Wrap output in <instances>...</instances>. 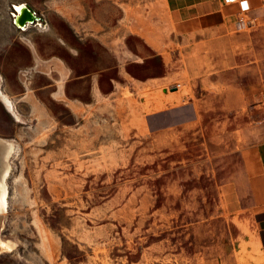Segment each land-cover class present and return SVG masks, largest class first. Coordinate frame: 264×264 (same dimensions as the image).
<instances>
[{
  "label": "rangeland",
  "instance_id": "rangeland-1",
  "mask_svg": "<svg viewBox=\"0 0 264 264\" xmlns=\"http://www.w3.org/2000/svg\"><path fill=\"white\" fill-rule=\"evenodd\" d=\"M164 1L0 0V91L14 113L0 100V156L13 146L0 264L249 257L225 210L238 151L264 142L252 38L218 62L164 19ZM21 4L44 25L19 30Z\"/></svg>",
  "mask_w": 264,
  "mask_h": 264
},
{
  "label": "crops",
  "instance_id": "crops-1",
  "mask_svg": "<svg viewBox=\"0 0 264 264\" xmlns=\"http://www.w3.org/2000/svg\"><path fill=\"white\" fill-rule=\"evenodd\" d=\"M21 5L26 8L25 4ZM164 8L167 11L164 19L173 21V29H178L190 41L204 37V51L219 55L218 62L222 61V53L244 51V44H241L242 47L239 44L246 35L251 36L254 76L258 72V80L256 77L254 83L264 85V0H166ZM26 10L29 19H24V25L17 27L19 30H26L31 25L39 28L44 25L43 22L35 25L38 17L32 15L30 8ZM152 14L161 12L154 11ZM140 16L139 18L150 19L143 11ZM159 17L161 15H157ZM195 48L194 51L198 52L201 46L195 45ZM33 50L36 55L43 56L36 42ZM45 56L47 55L44 54ZM240 61L236 58L228 66H243L239 64ZM240 92L241 96L237 98L244 99L245 92ZM259 99H264V92H259ZM8 101L10 102L9 99ZM7 110L13 113L11 109ZM238 152L240 166L236 174V187L230 191L232 203L225 210L226 223L231 219L226 227L234 230L238 243H246L251 247L247 252L249 257L243 264H264V142L252 147L242 145ZM233 238L231 236L232 242H235ZM207 257L206 255L205 258ZM240 259L238 255L237 261Z\"/></svg>",
  "mask_w": 264,
  "mask_h": 264
},
{
  "label": "bare ground",
  "instance_id": "bare-ground-1",
  "mask_svg": "<svg viewBox=\"0 0 264 264\" xmlns=\"http://www.w3.org/2000/svg\"><path fill=\"white\" fill-rule=\"evenodd\" d=\"M22 6H16L14 7V11H19L20 8ZM17 13V12H16ZM14 17L16 15H13ZM13 17V19H15ZM0 99L1 101L5 104V106L8 108V109H11V104L10 102L8 101V99L6 98L5 95H3L0 91ZM3 147V150H2V153H1V156H0V213L4 211V208H5V201H4V196H5V185H4V177H5V174H6V164L5 163V159L4 158H8L11 153H12V150H13V147L12 145H8L5 144L2 146ZM5 155V156H4ZM4 157V158H3ZM3 158V160H1Z\"/></svg>",
  "mask_w": 264,
  "mask_h": 264
},
{
  "label": "water",
  "instance_id": "water-1",
  "mask_svg": "<svg viewBox=\"0 0 264 264\" xmlns=\"http://www.w3.org/2000/svg\"><path fill=\"white\" fill-rule=\"evenodd\" d=\"M15 12H17V15L14 17L15 19H13L12 23L16 27L20 28L22 25H24V19H29L27 16L28 11L25 7H21L19 11L15 10Z\"/></svg>",
  "mask_w": 264,
  "mask_h": 264
},
{
  "label": "flooded vegetation",
  "instance_id": "flooded-vegetation-1",
  "mask_svg": "<svg viewBox=\"0 0 264 264\" xmlns=\"http://www.w3.org/2000/svg\"><path fill=\"white\" fill-rule=\"evenodd\" d=\"M13 11H14V8H13ZM14 15H17L15 11H14ZM13 17H14V16L12 15V18H13Z\"/></svg>",
  "mask_w": 264,
  "mask_h": 264
},
{
  "label": "built area",
  "instance_id": "built-area-1",
  "mask_svg": "<svg viewBox=\"0 0 264 264\" xmlns=\"http://www.w3.org/2000/svg\"><path fill=\"white\" fill-rule=\"evenodd\" d=\"M32 15H33V16H36V13H35V12H32Z\"/></svg>",
  "mask_w": 264,
  "mask_h": 264
}]
</instances>
